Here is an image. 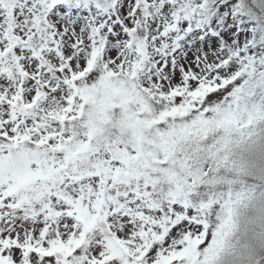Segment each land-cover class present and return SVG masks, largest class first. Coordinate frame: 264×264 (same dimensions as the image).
<instances>
[{
	"label": "snow or ice",
	"instance_id": "1",
	"mask_svg": "<svg viewBox=\"0 0 264 264\" xmlns=\"http://www.w3.org/2000/svg\"><path fill=\"white\" fill-rule=\"evenodd\" d=\"M225 7L0 0V264H217L264 171V55L184 47Z\"/></svg>",
	"mask_w": 264,
	"mask_h": 264
},
{
	"label": "rangeland",
	"instance_id": "2",
	"mask_svg": "<svg viewBox=\"0 0 264 264\" xmlns=\"http://www.w3.org/2000/svg\"><path fill=\"white\" fill-rule=\"evenodd\" d=\"M232 1L220 0V3L229 6ZM245 4L241 18L244 31L234 32L233 25L225 23V29L219 30L217 22L216 32L207 33L205 38L188 37L192 41L190 47L184 45L188 56L194 60L196 56H215L234 49H247L258 57L264 55V24L257 19L264 10V0H245ZM246 184L252 198L238 209L236 230L227 238L217 264H264L256 262V256L264 253V171L257 169Z\"/></svg>",
	"mask_w": 264,
	"mask_h": 264
},
{
	"label": "trees",
	"instance_id": "3",
	"mask_svg": "<svg viewBox=\"0 0 264 264\" xmlns=\"http://www.w3.org/2000/svg\"><path fill=\"white\" fill-rule=\"evenodd\" d=\"M231 12H232V7L231 8H223L222 9V14L219 17V19L222 20L224 17H226V15L230 14ZM256 258H257L256 262L263 263L264 262V253L260 257H258V255H257Z\"/></svg>",
	"mask_w": 264,
	"mask_h": 264
},
{
	"label": "water",
	"instance_id": "4",
	"mask_svg": "<svg viewBox=\"0 0 264 264\" xmlns=\"http://www.w3.org/2000/svg\"><path fill=\"white\" fill-rule=\"evenodd\" d=\"M259 20L264 23V12L259 16Z\"/></svg>",
	"mask_w": 264,
	"mask_h": 264
}]
</instances>
